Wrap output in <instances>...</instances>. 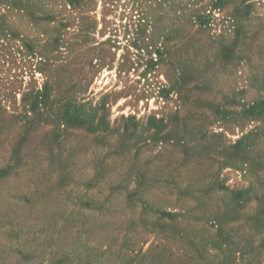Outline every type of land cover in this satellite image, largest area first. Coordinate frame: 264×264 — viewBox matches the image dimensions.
Returning a JSON list of instances; mask_svg holds the SVG:
<instances>
[{
    "label": "rangeland",
    "instance_id": "374dc122",
    "mask_svg": "<svg viewBox=\"0 0 264 264\" xmlns=\"http://www.w3.org/2000/svg\"><path fill=\"white\" fill-rule=\"evenodd\" d=\"M0 264H264V0H0Z\"/></svg>",
    "mask_w": 264,
    "mask_h": 264
}]
</instances>
